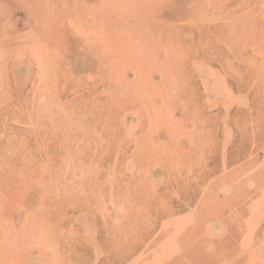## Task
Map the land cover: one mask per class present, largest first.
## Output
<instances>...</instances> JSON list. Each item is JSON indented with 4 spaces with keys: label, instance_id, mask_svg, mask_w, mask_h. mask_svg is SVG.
<instances>
[{
    "label": "rangeland",
    "instance_id": "rangeland-1",
    "mask_svg": "<svg viewBox=\"0 0 264 264\" xmlns=\"http://www.w3.org/2000/svg\"><path fill=\"white\" fill-rule=\"evenodd\" d=\"M0 264H264V0H0Z\"/></svg>",
    "mask_w": 264,
    "mask_h": 264
}]
</instances>
